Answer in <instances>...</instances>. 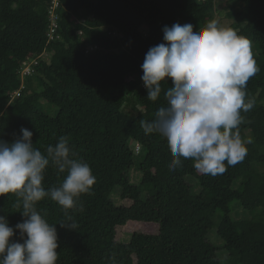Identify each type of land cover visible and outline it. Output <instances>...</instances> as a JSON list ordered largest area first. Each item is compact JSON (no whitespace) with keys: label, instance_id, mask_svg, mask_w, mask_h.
<instances>
[{"label":"trees","instance_id":"obj_1","mask_svg":"<svg viewBox=\"0 0 264 264\" xmlns=\"http://www.w3.org/2000/svg\"><path fill=\"white\" fill-rule=\"evenodd\" d=\"M217 15L251 41L260 69L246 88L254 107L241 113V135L252 143L223 174L198 173L183 158L172 171L166 138L140 124L167 104L163 91L148 99L141 65L152 46L167 43L165 26L198 31ZM161 85L173 86L171 78ZM22 127L42 152L68 137L96 177L67 216L49 197L36 205L56 224V264H135L136 256L138 264H264V0H0V139L15 142ZM66 176L50 165L45 190ZM19 200L0 195L13 228L25 219ZM69 217L75 230L60 224ZM120 219L158 231L125 240ZM19 232L11 239L22 243Z\"/></svg>","mask_w":264,"mask_h":264},{"label":"clouds","instance_id":"obj_2","mask_svg":"<svg viewBox=\"0 0 264 264\" xmlns=\"http://www.w3.org/2000/svg\"><path fill=\"white\" fill-rule=\"evenodd\" d=\"M193 27L191 23L165 26L167 43L152 46L146 53L141 67L147 97L156 101L163 91L167 104L157 110L154 120L140 124L145 134L166 138L173 157L170 170L182 166V158L191 159L198 173L216 176L241 162L252 143L251 137L241 135V113L254 107L255 100L246 99V88L260 69L251 41L231 26L213 18L198 31ZM167 78L173 86L163 90L161 82ZM21 132L15 142L0 139V195L16 194L25 217L13 228L0 215V264H56V224H50L36 205L49 197L67 216L79 197L90 193L96 177L87 162L74 158L68 137H59L42 152L34 147L32 131L22 127ZM50 165L58 175L67 172V176L58 187L45 190ZM79 210L83 211L82 205ZM60 224L76 229L71 217ZM17 229L22 243L11 239Z\"/></svg>","mask_w":264,"mask_h":264},{"label":"rangeland","instance_id":"obj_3","mask_svg":"<svg viewBox=\"0 0 264 264\" xmlns=\"http://www.w3.org/2000/svg\"><path fill=\"white\" fill-rule=\"evenodd\" d=\"M222 7L221 4H219L217 6ZM216 19L223 25H227L229 26L231 23V20L228 19L225 15H217ZM134 181H136V179H134ZM117 194L114 195V198ZM122 202H126V201H122ZM235 210H237V207L234 208V213L236 212ZM119 234L121 236V238L123 239H128L130 238L131 234L134 231H138V232H147V233H156L158 231V225L156 223H147V222H137V221H129V220H125V219H120L119 220ZM217 240L212 239L213 243L215 244H219V238L216 236ZM221 241V240H220ZM222 243V241H221ZM135 264H138V257H135Z\"/></svg>","mask_w":264,"mask_h":264},{"label":"built area","instance_id":"obj_4","mask_svg":"<svg viewBox=\"0 0 264 264\" xmlns=\"http://www.w3.org/2000/svg\"><path fill=\"white\" fill-rule=\"evenodd\" d=\"M53 16V14H52ZM54 31V27L52 29V32ZM37 61L36 60H31L30 62H25L24 63V69H23V75H27V74H30L32 73L33 71V65L36 63ZM20 95V91H15L14 94L11 96L12 98H14L15 96H19Z\"/></svg>","mask_w":264,"mask_h":264}]
</instances>
